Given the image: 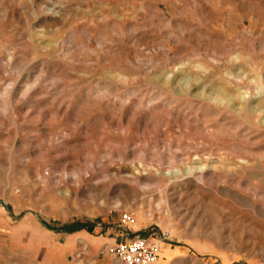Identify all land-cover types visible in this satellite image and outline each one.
Returning a JSON list of instances; mask_svg holds the SVG:
<instances>
[{"label": "rangeland", "instance_id": "374dc122", "mask_svg": "<svg viewBox=\"0 0 264 264\" xmlns=\"http://www.w3.org/2000/svg\"><path fill=\"white\" fill-rule=\"evenodd\" d=\"M135 238L264 264V0H0V264Z\"/></svg>", "mask_w": 264, "mask_h": 264}, {"label": "built area", "instance_id": "2783aa9c", "mask_svg": "<svg viewBox=\"0 0 264 264\" xmlns=\"http://www.w3.org/2000/svg\"><path fill=\"white\" fill-rule=\"evenodd\" d=\"M160 253V244L142 238L124 240L113 249L120 264H157Z\"/></svg>", "mask_w": 264, "mask_h": 264}, {"label": "bare ground", "instance_id": "6f19581e", "mask_svg": "<svg viewBox=\"0 0 264 264\" xmlns=\"http://www.w3.org/2000/svg\"><path fill=\"white\" fill-rule=\"evenodd\" d=\"M236 99V98H235ZM230 100V99H229ZM236 109V108H235ZM243 111L245 110V108L243 107V109H242ZM242 112V111H241ZM251 114H253L254 115V111L253 110H250L249 111Z\"/></svg>", "mask_w": 264, "mask_h": 264}, {"label": "trees", "instance_id": "16d2710c", "mask_svg": "<svg viewBox=\"0 0 264 264\" xmlns=\"http://www.w3.org/2000/svg\"><path fill=\"white\" fill-rule=\"evenodd\" d=\"M85 229L89 230V232H92L93 231L92 228H88L87 226H86Z\"/></svg>", "mask_w": 264, "mask_h": 264}]
</instances>
